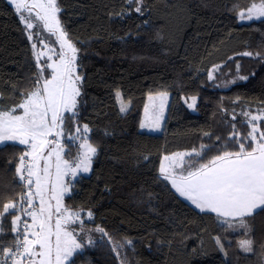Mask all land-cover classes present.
Segmentation results:
<instances>
[{
    "label": "trees",
    "instance_id": "1",
    "mask_svg": "<svg viewBox=\"0 0 264 264\" xmlns=\"http://www.w3.org/2000/svg\"><path fill=\"white\" fill-rule=\"evenodd\" d=\"M251 2L143 0L141 15L127 0H58L59 18L79 49L82 84L75 118L88 124L90 142L98 149L91 170L73 182L64 202L92 211L94 222L86 221L87 227L100 225L117 241L131 240L123 253L128 264H264V211L246 218L252 229L247 236L243 229L228 230L159 174L163 155L199 150L201 144L222 147L233 124L242 135L250 131L244 112L264 109V59L241 54L264 57V18L237 19L239 9ZM216 65L221 66L216 79L209 81ZM35 73L20 19L0 0V106L18 104ZM117 91L128 105L123 113ZM158 91L170 93L163 130H140L146 97ZM192 96L197 97L194 109L187 106ZM64 128L71 132L73 121L65 120ZM236 147L228 143L229 150ZM24 148L9 141L0 146V210L22 190L15 169ZM216 152L213 147L202 162ZM11 219L8 215L3 222L4 246L13 240ZM91 235L96 243H85L68 264H120L107 238ZM243 239L253 241L252 251H243Z\"/></svg>",
    "mask_w": 264,
    "mask_h": 264
},
{
    "label": "snow or ice",
    "instance_id": "2",
    "mask_svg": "<svg viewBox=\"0 0 264 264\" xmlns=\"http://www.w3.org/2000/svg\"><path fill=\"white\" fill-rule=\"evenodd\" d=\"M8 3L25 26L38 71L32 88L21 92L18 104L0 106V146L7 141L26 146L15 169L22 190L16 199L3 203L0 210V235L4 234V219L11 215L13 236L8 246L0 240V264H68L69 258L84 248L85 237L88 245L96 243L92 232L107 238L120 264H128L123 253L132 244L131 240L117 241L100 225L87 227L83 210H74L64 203L73 181L80 173L91 170L98 149L90 142L88 124L80 126L77 121L75 133L69 134L67 139L79 141V151L75 159L65 158L62 143L65 114H71L74 120L77 116L82 75L77 71L79 49L59 18L62 9L58 0H8ZM127 3H135V11L143 15V0H127ZM261 18H264V0H252L246 10L237 13L239 22ZM40 26L43 32L56 38L59 51L42 38ZM38 43L42 49L38 48ZM242 55L264 59L259 52L245 51ZM220 67L216 65L208 72L209 81L216 79L215 72ZM239 68L237 64L238 73ZM46 70H50V76L46 75ZM238 78L247 80L249 77L240 75ZM235 82L228 81L229 84ZM116 97L120 111L125 112L128 105L123 103L119 91ZM157 98L159 104L155 103ZM148 99L153 103L145 104L140 128L159 130L168 94L149 95ZM187 99L191 100L188 108L194 109L197 97ZM18 109L22 111L18 113ZM221 110L226 112V109ZM243 115L250 129L246 135L236 131L233 124V132L222 147L218 143L201 144L199 150L165 155L159 173L175 193L201 213H213L220 226L233 231L243 229L247 236L252 229L246 218L264 211V126L260 123L264 121V109L258 114L244 112ZM236 119L233 115L232 120ZM204 135L211 140L210 133ZM220 140L217 136L216 142ZM229 142L238 147L229 150ZM213 147L217 149L216 154L202 162ZM66 177L72 179L66 180ZM86 215L87 221H93L91 210ZM24 217H30L31 222ZM215 239L223 251L220 237ZM252 243L251 239H243L240 247L252 251Z\"/></svg>",
    "mask_w": 264,
    "mask_h": 264
},
{
    "label": "rangeland",
    "instance_id": "3",
    "mask_svg": "<svg viewBox=\"0 0 264 264\" xmlns=\"http://www.w3.org/2000/svg\"><path fill=\"white\" fill-rule=\"evenodd\" d=\"M7 2H8V0H6ZM257 2H258V0H257ZM250 5V4H249ZM249 5L247 6V7H249ZM13 7V6H12ZM247 7H245V8H242V9H239V11H241V10H246L247 9ZM238 11V12H239ZM25 15H27V14H25ZM19 17V16H18ZM247 22V21H246ZM22 24V23H21ZM22 26H23V29H24V33H25V35H26V32H25V26L22 24ZM40 31H41V33H42V38L43 39H45L52 47H54L57 51H59V45L57 44V42H56V38L54 37V36H50L47 32H43V30H42V26H40V29H39ZM26 38H27V35H26ZM28 40V39H27ZM28 42H29V40H28ZM29 45H30V51H31V59L33 60V63H34V66H35V68H36V72L38 71V69H37V67H36V61H35V59H34V56H33V50H32V47H31V43L29 42ZM38 48H41L42 49V45H40L39 43H38ZM243 52H245V51H243ZM242 52V53H243ZM241 53V54H242ZM55 58V57H54ZM46 57L44 58V61H46ZM46 75H49L50 76V70H46ZM162 92H166L167 94H168V99H167V102L165 103V105H164V119H165V117H166V114H167V108H168V101H169V99H170V93L169 92H167V91H158V92H153V93H150V94H148V97H147V99H146V103L145 104H151V103H153L152 101H149V95H152L153 97H157V95L159 94V93H162ZM122 99V98H121ZM77 100H78V98H77ZM123 101V100H122ZM117 103H118V105H119V108H120V102L117 100ZM123 103L124 104H126L127 105V103L126 102H124L123 101ZM155 103L156 104H159L160 103V101H159V99L157 98L156 100H155ZM189 103H191V100L189 99ZM22 110H20V109H18L17 110V112L19 113V112H21ZM258 112H259V110L258 111H253V112H249V113H251V114H258ZM66 115V120H72L73 121V124H74V129L70 132V131H66V129L64 128V137L62 138V143L64 144V146H65V158H67V159H69V160H72V159H75V157L77 156V154H78V151H79V141H69L68 139H67V137L69 136V134H74L75 133V129H76V126H77V119L75 118V120L74 119H72L71 118V114H68V113H66L65 114ZM142 118V119H141ZM144 119V107L142 108V113H141V117H140V122H141V120H143ZM164 119L163 120H161V122H160V128H159V130H155V131H153V130H151V129H149V128H145V129H149L150 130V132H152V133H159V132H161L160 131V129L161 128H163V124H164ZM76 121V122H75ZM140 122H139V127H140ZM79 123V122H78ZM79 125L80 126H82L83 124H80L79 123ZM143 130V129H142ZM24 146V145H23ZM25 148H26V146H24ZM24 148V149H25ZM176 152H184V151H176ZM173 153H175V152H173ZM172 154V153H171ZM171 154H169V155H171ZM168 155V154H167ZM163 156H165V155H163ZM162 156V157H163ZM80 174H85V173H80ZM160 174V173H159ZM80 176H78L76 179H78ZM66 180H68V179H72L71 177H66L65 178ZM75 179V180H76ZM74 180V181H75ZM73 181V182H74ZM67 195V194H66ZM65 195V196H66ZM185 200V199H184ZM186 201V200H185ZM188 202V201H187ZM65 203V202H64ZM189 203V202H188ZM190 205H191V203H190ZM86 213H87V211H82V217L87 221V215H86ZM28 221L30 222L31 221V219H30V217H29V219H28ZM92 238H93V236H92ZM86 240H87V237H85V243H86ZM82 250V249H81ZM81 250H79V251H81ZM78 251V252H79ZM243 251H245L244 249H243ZM246 253L248 252V251H245Z\"/></svg>",
    "mask_w": 264,
    "mask_h": 264
},
{
    "label": "crops",
    "instance_id": "4",
    "mask_svg": "<svg viewBox=\"0 0 264 264\" xmlns=\"http://www.w3.org/2000/svg\"><path fill=\"white\" fill-rule=\"evenodd\" d=\"M147 97H148V95H147ZM147 97H146V99H147ZM145 103H146V100H145ZM145 103H144V106H145ZM168 104H169V101H168ZM143 106V107H144ZM142 119V118H141ZM139 129L140 130H142L140 127H139ZM143 130H145V131H147V132H150V130L149 129H143ZM163 130V128H161L160 129V131H162ZM9 142H13V141H9ZM16 143V142H15ZM171 154V153H170ZM165 155H167V154H165ZM169 155V154H168ZM164 157V156H163ZM163 157L161 158V160L163 159ZM89 173V172H88ZM88 173H85V174H79V176H81V175H87ZM174 190V189H173ZM175 191V190H174ZM183 198V197H182ZM184 199V198H183ZM187 201V200H186ZM189 202V201H188ZM190 203V202H189ZM193 206V205H192ZM194 207V206H193ZM195 208V207H194ZM196 209V208H195ZM198 211H199V209H197ZM31 222V221H30ZM74 255V254H73ZM72 257H70L69 258V260L71 259Z\"/></svg>",
    "mask_w": 264,
    "mask_h": 264
},
{
    "label": "built area",
    "instance_id": "5",
    "mask_svg": "<svg viewBox=\"0 0 264 264\" xmlns=\"http://www.w3.org/2000/svg\"><path fill=\"white\" fill-rule=\"evenodd\" d=\"M19 163V162H18ZM23 219H29V217H24ZM10 232H11V229H10ZM11 235H12V233H11ZM12 238H13V236H12ZM12 242V241H11Z\"/></svg>",
    "mask_w": 264,
    "mask_h": 264
}]
</instances>
